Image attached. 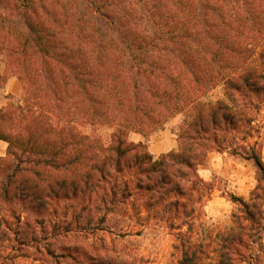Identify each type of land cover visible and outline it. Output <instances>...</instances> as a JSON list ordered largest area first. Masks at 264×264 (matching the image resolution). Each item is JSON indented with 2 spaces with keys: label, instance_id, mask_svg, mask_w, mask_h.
I'll list each match as a JSON object with an SVG mask.
<instances>
[{
  "label": "trees",
  "instance_id": "16d2710c",
  "mask_svg": "<svg viewBox=\"0 0 264 264\" xmlns=\"http://www.w3.org/2000/svg\"><path fill=\"white\" fill-rule=\"evenodd\" d=\"M0 58L23 86L0 110V264L33 250L49 264H120L110 252L42 246L57 201L97 191L105 201L98 186L108 213L131 186L174 195L164 205L186 229L174 264H264V162L246 141L264 103V0H0ZM218 86L223 99L205 102ZM179 114L177 150L154 160L128 140ZM225 150L253 164L257 185L248 200L230 195L227 230L198 236L191 194L209 185L197 167Z\"/></svg>",
  "mask_w": 264,
  "mask_h": 264
},
{
  "label": "rangeland",
  "instance_id": "374dc122",
  "mask_svg": "<svg viewBox=\"0 0 264 264\" xmlns=\"http://www.w3.org/2000/svg\"><path fill=\"white\" fill-rule=\"evenodd\" d=\"M217 99H223L222 86H218L204 97L205 102ZM252 116L253 139L246 141L259 142L264 160V103L259 105L257 112H253ZM183 119L184 115L179 114L148 136L130 133L128 140L133 143H136L137 139L143 140L140 142L149 153L152 152L151 156L156 160L176 147L175 133ZM110 132L109 128H100L96 133L103 145L108 144ZM212 153L215 155V151ZM211 156L208 154L205 162L197 167L198 176L209 185L207 193L200 192L196 187V191L191 194V205L195 209L194 231L203 237L204 231L213 236L231 226V214L236 208L229 201L232 186L243 188L249 184L254 187L257 185L252 166L232 155L229 150H225L223 155L225 167L219 174H215L211 169L209 175L207 172L210 171ZM98 187L103 188L106 193L105 201L101 200L100 191H97L96 195L88 198L92 202L91 206L88 204L89 207L84 210L80 207L88 202L85 196L57 201V213L54 217L50 216L46 222L43 233L46 240L42 246H52L57 254L63 256L67 254L68 246H76L78 251L85 250L88 255L94 250L99 253L110 252L119 255L120 264H174L177 258L173 251L175 235L179 230L183 233L186 230L182 226V218L173 217L174 211L168 210L164 205V202L174 195L136 191L134 186H131L133 196L123 204L116 205L117 208L112 213H108L107 209L103 208H107V186ZM200 193L202 197L198 199ZM94 206H97V209H94ZM170 217L176 229L169 228ZM54 224L56 228L53 227ZM32 253L31 257L25 261L20 260L18 264H49V261L40 255H34V250ZM60 264L69 263L67 259L61 258ZM202 264L207 263L204 261Z\"/></svg>",
  "mask_w": 264,
  "mask_h": 264
},
{
  "label": "crops",
  "instance_id": "0c3cea01",
  "mask_svg": "<svg viewBox=\"0 0 264 264\" xmlns=\"http://www.w3.org/2000/svg\"><path fill=\"white\" fill-rule=\"evenodd\" d=\"M0 76L2 78L5 77L4 81L0 80V110H1L8 103L18 102L22 98L23 86L16 76L8 74L7 69H6V65L1 58H0ZM140 141H143V140L137 139L136 143H138ZM6 149H7V144L0 140V157L5 155ZM171 149H172L171 151L177 150V145H176V147L174 146ZM150 153L152 155V152H150ZM209 154L212 156L210 159L211 161H210V166H209L210 171H208L207 173L209 175H211V169H212V171H214L215 174H219L221 172V170L223 169V167H225V165L223 164V155L225 154V152L219 153V152L215 151V155L212 152H210ZM234 156L238 157V159L243 160L244 163L251 165L252 169L254 171V174H255V168L251 162L246 161L237 155H234ZM262 160H263V158H262ZM263 162H264V160H263ZM204 179H206V178H204ZM232 187L233 188L231 190L232 191L231 195L238 197V198H241L243 200H248L250 193L255 188L254 186H250V184H249V186H243V188H240V186H237V187L232 186ZM229 201H230V199H229Z\"/></svg>",
  "mask_w": 264,
  "mask_h": 264
}]
</instances>
